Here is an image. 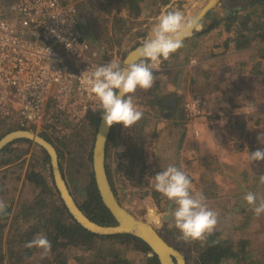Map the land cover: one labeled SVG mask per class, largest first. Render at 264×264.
Instances as JSON below:
<instances>
[{
  "label": "trees",
  "instance_id": "trees-1",
  "mask_svg": "<svg viewBox=\"0 0 264 264\" xmlns=\"http://www.w3.org/2000/svg\"><path fill=\"white\" fill-rule=\"evenodd\" d=\"M118 2L128 12L129 18L138 20L142 17L140 5L146 0ZM232 4V9L225 13L223 18L213 17L205 30L195 33L185 43L223 26L222 34H226L227 38L219 45L223 51L217 54H225L232 48L236 51L249 50L250 56L255 58L250 62V74L254 78L251 84L262 90L264 0H234ZM164 5H167L166 1ZM139 45L140 43L134 45L132 50ZM159 73L156 72L155 75L158 76ZM143 97L149 99L153 97V93ZM154 98L158 99L157 105H162L164 99H159L158 96ZM249 105L252 111L257 112L255 108L258 105ZM56 108L49 104L40 136L56 148L62 175L83 213L101 226H115L117 222L102 202L93 171V148L101 121L99 105L85 112H77L69 107L60 110H55ZM171 113L168 111L164 117L169 118ZM145 123L146 118L143 116L142 120L133 126L132 135L124 143L122 124L113 125L106 152L108 177L122 205L127 201L131 203L132 198L140 196L145 205L156 207L160 213L167 212L170 208L172 211L175 208L173 202L154 188L151 190L133 186L120 189L115 182L118 175L134 177V158L142 155ZM258 125L259 122L254 124ZM17 130L35 132L37 127L23 128L0 117V140ZM21 144L26 146L20 147ZM120 145H125L127 150L118 154ZM31 146L36 147L32 153ZM241 149L243 146L240 145L239 150ZM207 193H204L206 197ZM214 196L217 197V193H214ZM0 199L7 204L8 213L6 216H0V264H160L151 248L135 236L96 235L78 224L65 207L56 188L49 155L31 141H16L0 153ZM215 200L209 202L215 203ZM251 212L246 204L240 213L242 217L239 222L229 223L230 228L236 227V231H244L243 222L245 223ZM226 223H222L220 219L216 231L206 242H185L179 239L174 220H171L164 222L165 234L162 237L186 257V264H251V259L247 258L251 241L243 234L237 240L227 238L229 232L223 231ZM38 234L46 235L52 244L51 251L45 258H41L38 249L24 247ZM217 240L220 243L213 245ZM129 252L137 253L138 256L131 259L127 256ZM151 254L153 256H150Z\"/></svg>",
  "mask_w": 264,
  "mask_h": 264
},
{
  "label": "crops",
  "instance_id": "crops-1",
  "mask_svg": "<svg viewBox=\"0 0 264 264\" xmlns=\"http://www.w3.org/2000/svg\"><path fill=\"white\" fill-rule=\"evenodd\" d=\"M63 2L73 3L65 0ZM147 2L148 0L140 5L142 9L141 16L145 12L146 8L144 6H146ZM225 12L228 13L229 11ZM141 18L138 20H142ZM223 29L221 27L220 33H218L219 40L217 33L213 32L218 31L216 29L204 35L201 45L204 42L206 47H204V50H200L203 51L201 52L202 59L200 58L195 63L198 65L196 68L192 69L195 64L191 63L192 65L174 66L169 69L173 73V79L177 77L178 83L181 82V84L183 82L182 76L185 77L187 73H190L187 82L176 86L168 82L157 83L156 89L158 91L155 94L153 93V97L145 99L150 101V111L145 108L146 102L143 101V103L138 104L146 118L141 147L143 155L139 157L143 174L148 170V165H152V170H154L153 174L150 172L152 177L170 163L181 168L192 180L194 192H202L203 194L208 192L207 203L210 208L219 213V220L221 219L222 223H234L239 222L242 217L240 213L247 204L244 196L250 189L248 187V177L253 176L255 172L254 162H249L247 156V153L250 155L252 152H250L248 147H245L251 135L250 128L254 127L249 124V119L246 120V123L238 122L240 114H243L240 119H247L248 115H245L247 114L246 112L248 109H253L248 107L238 108V105L233 103V100L239 101V93L241 94V90L238 89L235 82L239 79L243 82L247 80L248 82H245L246 86L244 87L248 91L249 81H254V78L250 74L251 61H248L246 57L249 50L236 51L232 48L225 54H217L223 51L219 45L227 38L226 34H222ZM83 32L85 38L93 46L96 47L97 45L100 47L104 45V42L102 44L98 39L96 40L95 34H91V30L90 32H85L84 29ZM212 34L215 35L213 36ZM199 47L201 46L199 45ZM108 54H110V51L105 54V64L111 62V60H107L109 58ZM178 55L180 54L175 53L172 57L177 58ZM222 83H224L223 89L215 88V86H220ZM183 86H185L187 93L185 96L186 101L199 97L209 102V107L204 109L200 115L188 118L185 112L182 113L180 111L179 104L182 97L180 87ZM251 87L252 91L260 94L261 89H256L254 85ZM169 90L174 94L165 96L164 92L166 93ZM160 91H163L164 95H162V99H164L162 108L161 110H158L160 107H154L153 109V105H156L154 96L160 95ZM172 99L174 104L169 103ZM243 108L246 110L245 113ZM60 109L65 108L57 107L55 110ZM168 111L170 113L173 111L174 113L169 114V118H165L164 115ZM151 112L155 116L154 121H150L152 115L148 114ZM231 116H233V119H231ZM150 127V130H152L150 137L153 139L148 144ZM124 131L129 132L130 130L128 131L124 128ZM130 136L128 135L126 140ZM240 145L243 146L241 150H239ZM165 158L167 165L165 164L164 166ZM214 193H218L220 197H215ZM238 193L242 198L239 207L236 205L239 200ZM212 200H215L217 204L209 202Z\"/></svg>",
  "mask_w": 264,
  "mask_h": 264
},
{
  "label": "built area",
  "instance_id": "built-area-1",
  "mask_svg": "<svg viewBox=\"0 0 264 264\" xmlns=\"http://www.w3.org/2000/svg\"><path fill=\"white\" fill-rule=\"evenodd\" d=\"M102 64L75 3L0 0V117L8 123L39 128L50 103L81 112L98 106L80 77ZM163 69L164 63L157 72ZM208 107L196 97L185 102L184 112L193 118Z\"/></svg>",
  "mask_w": 264,
  "mask_h": 264
},
{
  "label": "clouds",
  "instance_id": "clouds-1",
  "mask_svg": "<svg viewBox=\"0 0 264 264\" xmlns=\"http://www.w3.org/2000/svg\"><path fill=\"white\" fill-rule=\"evenodd\" d=\"M202 30L199 19L187 17L180 9L165 10L155 19L147 37L136 48L135 62L124 65L112 60L83 72L80 79L99 101L105 126L111 128L122 124L129 129L141 121L144 113L135 103L137 91L151 90L158 81L155 73L160 71V65L184 48L185 40L193 33ZM247 156L249 162L264 160V150H256L250 155L247 153ZM150 181L154 190L173 202L175 208L170 213L161 214L156 207H149V217L157 222L170 217L179 232V239L185 242H206L214 234L220 222L219 213L209 207L202 192H193L192 180L185 171L170 163ZM259 183L264 185V175L259 176ZM244 200L257 218L264 214V195L249 191ZM7 214V204L0 199V216ZM219 243L217 240L213 245ZM24 247L38 249L41 258H45L52 244L46 235L38 234Z\"/></svg>",
  "mask_w": 264,
  "mask_h": 264
},
{
  "label": "rangeland",
  "instance_id": "rangeland-1",
  "mask_svg": "<svg viewBox=\"0 0 264 264\" xmlns=\"http://www.w3.org/2000/svg\"><path fill=\"white\" fill-rule=\"evenodd\" d=\"M65 1L66 2L70 1L77 5L79 9V15H80V19L82 22L83 30L85 29V32H90L91 30V34L92 33L95 34L96 40L98 39L99 42H102V44L104 42V45L100 47L97 45L96 47L92 45L94 48L99 50L98 52L100 53L103 61L106 62V60H104L106 56L105 54H107V51H110V54L107 55L109 57L107 60H111V61L117 60L120 63H123L125 54L132 51V47L134 45H136L137 43L142 44L143 40L147 37L150 31V28L152 24L154 23L155 19L162 12H164L167 9L169 10L170 9H180L186 14L187 17H193L206 4V0H148V2L146 3V6H144L146 9H145V12H143V15L141 18L142 20H134V18H129L127 16L128 12L122 8L118 0H65ZM164 1L167 2V5H164ZM232 1L234 0H224L222 3V6L215 9L213 17L223 18L226 13L225 11L227 10L230 11L232 9V6H233ZM122 18L124 19L126 23L123 21ZM210 23H211L210 19L205 20L203 22V26H204L203 30H205L210 25ZM216 30L218 31H213V32L215 34L217 33L216 35L219 40L218 33H220L221 28L216 29ZM139 35H146V37L142 38ZM204 37H205L204 35H201V36L195 37L187 41L185 43L186 46L177 52V54H180L178 55L177 58L171 57V59L168 62L167 61L163 62L164 69L157 76L158 81L156 82V84L161 83V82H168V83H173L172 85L176 86L177 84L183 85L185 82H187L188 81L187 78H188V75H190V73H187L185 75L186 78L182 76L183 82L181 84V82L178 83L177 77L173 79V76H172L173 73L172 71H169V69L173 68L174 66L179 67V66L192 65L191 64L192 61H196L197 63L201 58V52H203L200 50H204V47H206L204 46V42L201 45V41L204 40ZM199 45L201 47H199ZM249 53L250 51H247L246 57L248 61L253 62L255 58L250 56ZM194 66H192V69L196 68L198 65L195 64ZM249 82H250V85L248 87V91L245 90L244 86H246V84L241 79L235 82L238 89L241 90L240 91L241 94L239 93V101L236 102L235 100H233V103H235V105L237 104L238 108H242V107L247 108L248 106H250L249 104L258 105V107L255 108L257 109V112H254L248 109V111L246 112L247 114H245V115H248V118L240 119V117H242L243 115V114H240L241 116H239V119H238V122L241 121L243 123H246V120L249 119L250 121L249 124H252V127H254V128H250L251 135L249 137L247 144H245V147H248L250 152L253 153L256 150L264 149V89L260 91V94H257L256 91H252L253 89H251L252 88L251 83L253 81H249ZM154 88H157V85H155L152 88V90H149L147 92L142 91V90L137 91L135 95V98L137 97L136 98L137 100L135 102L137 106L138 104L143 103L144 101L146 102V106H145L146 110L150 111L149 110L150 101L148 100L146 101L145 100L146 98H144L143 95L144 96L149 95L150 92L155 94L158 91V89H154ZM180 88H181L182 97L180 98L179 109L183 113L184 104L186 101L185 96L187 95V93L185 91L186 90L185 86L180 87ZM215 88L223 89L224 83H222L220 86H215ZM160 92L161 94L158 95L159 99H161L163 95V91H160ZM244 92L246 93L244 94ZM164 94L165 96H167L168 94L173 95L174 93H172L169 90L166 93L164 92ZM157 100L155 102L156 105H157ZM208 100H210L213 103L211 99L208 98ZM156 105H153V109L154 107H160V109L158 110H161L162 105H157V106ZM243 109H244L243 112L245 113L246 110L245 108ZM77 112H79V110H77ZM148 115H152V118L150 121L155 120L154 118L155 116L152 114V112L149 113ZM232 117L233 116H231V119H233ZM256 122H259L258 126H254ZM150 129L151 127L149 128V131H148V136H149L148 144H150L152 142L151 140L153 139L152 137H150V135H152V130ZM127 130L128 131L130 130V131L126 132L124 131V128L122 127V142L123 143L127 141L126 138L128 135H132L133 127ZM40 131H42V128L37 127V130L35 131V133L40 135ZM24 146L26 145H22V144L20 145V147H24ZM35 149L36 147L31 146L30 152L32 153L33 150ZM125 150H127V147L125 145H122V146L120 145L118 154ZM28 158L29 156L27 157V159ZM166 158H165L164 166L165 164L167 165ZM134 159L136 161V164L134 167V177L118 175L115 179L117 187H119L120 189H129L130 187L132 188L133 186L134 187L140 186V187H143L144 189L152 190L153 187L150 181V178H152V175L150 174V172H152V174L154 172V170H152V165L151 164L148 165L149 166L148 170L146 171L145 174H143L141 172L142 165L140 162V157L137 156ZM253 162L255 165V172L253 176L248 177L249 178L248 187H250L248 191L257 193L258 195H264V185H261L259 183V176L264 175V160L253 161ZM142 193H144V191H142ZM139 197L132 198L131 203L128 201L124 202L123 206L127 208L129 211H131L139 219L150 222L158 230V232L162 236H164L165 234L164 222H170L171 218L161 220L159 222L154 221L147 214L148 208L152 206L145 205L143 198L140 199L141 197L140 198ZM217 197H219L218 193H217ZM238 198H239V200L237 201L238 204L236 203V201H234L237 207H239L241 203V199H242L241 196H239V193H238ZM237 211H238V208H237ZM170 212H171V208L168 209L167 212H163L161 214H167ZM243 225H244L243 229L245 230L240 232V231H236V227H233L232 229L228 228L229 223H227V225L224 226L223 231L227 233L229 232V235L227 236V238H232L235 240L239 239L240 235L243 234V236L246 239H249L252 244L249 249L250 254L247 256V258L249 257L251 259V264H264V214H261V216L257 218L254 215V213L251 212V215L249 216L247 220L245 219V223L243 222ZM190 253L189 255L192 256L193 253H191L192 255ZM127 256L133 259L137 257L138 255L137 253L129 252L127 253Z\"/></svg>",
  "mask_w": 264,
  "mask_h": 264
},
{
  "label": "water",
  "instance_id": "water-1",
  "mask_svg": "<svg viewBox=\"0 0 264 264\" xmlns=\"http://www.w3.org/2000/svg\"><path fill=\"white\" fill-rule=\"evenodd\" d=\"M222 1L206 0V4L193 17L199 19L203 25L205 20L213 19L215 9L222 5ZM136 48L126 55L122 64L127 65L136 61ZM169 103L174 104V100H170ZM112 127H106L101 119L93 148V171L102 202L117 222L115 226H101L83 213L62 175L56 148L39 134L29 130L11 132L0 140V153L16 141L28 140L33 142L49 155L54 182L60 197L71 216L84 229L101 236L122 234L135 236L151 248L153 254L158 257L160 264H186V257L180 251L171 246L150 222L139 219L125 208L115 195L106 169V152ZM169 218L165 217V219ZM153 254L150 256H153Z\"/></svg>",
  "mask_w": 264,
  "mask_h": 264
}]
</instances>
